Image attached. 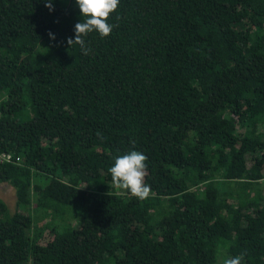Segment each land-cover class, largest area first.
Instances as JSON below:
<instances>
[{"label":"trees","instance_id":"16d2710c","mask_svg":"<svg viewBox=\"0 0 264 264\" xmlns=\"http://www.w3.org/2000/svg\"><path fill=\"white\" fill-rule=\"evenodd\" d=\"M52 3L0 0V264H264V0H119L86 55Z\"/></svg>","mask_w":264,"mask_h":264},{"label":"clouds","instance_id":"9594fccd","mask_svg":"<svg viewBox=\"0 0 264 264\" xmlns=\"http://www.w3.org/2000/svg\"><path fill=\"white\" fill-rule=\"evenodd\" d=\"M80 9V14L84 18L74 26L75 38H68L66 43L69 47L73 44L80 46L83 54H88L84 37L92 32H96L103 39L107 37L113 26L107 23L111 13L115 12L119 0H75ZM45 7L49 11L54 10L52 0H45ZM49 37L55 40V35L49 32ZM147 156L138 151H131L116 157L113 166L109 168L113 186L117 189L125 190L132 197L139 200L148 198L151 188L145 183ZM244 254L226 259L224 264H242Z\"/></svg>","mask_w":264,"mask_h":264},{"label":"rangeland","instance_id":"374dc122","mask_svg":"<svg viewBox=\"0 0 264 264\" xmlns=\"http://www.w3.org/2000/svg\"><path fill=\"white\" fill-rule=\"evenodd\" d=\"M257 185L254 188L255 190H259L260 194L264 195V178L258 180ZM0 200L4 202L8 211L11 213L15 208V194L14 189L8 183L0 182ZM46 221V220H45ZM44 235L47 237L48 231L44 230Z\"/></svg>","mask_w":264,"mask_h":264},{"label":"built area","instance_id":"2783aa9c","mask_svg":"<svg viewBox=\"0 0 264 264\" xmlns=\"http://www.w3.org/2000/svg\"><path fill=\"white\" fill-rule=\"evenodd\" d=\"M11 160V155L6 152L0 151V162H8Z\"/></svg>","mask_w":264,"mask_h":264}]
</instances>
